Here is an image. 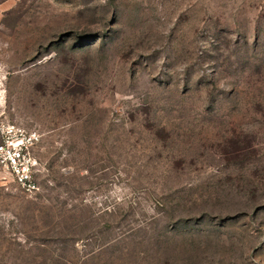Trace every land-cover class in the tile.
Masks as SVG:
<instances>
[{"label":"rangeland","instance_id":"obj_1","mask_svg":"<svg viewBox=\"0 0 264 264\" xmlns=\"http://www.w3.org/2000/svg\"><path fill=\"white\" fill-rule=\"evenodd\" d=\"M0 264H264V0H0Z\"/></svg>","mask_w":264,"mask_h":264},{"label":"built area","instance_id":"obj_2","mask_svg":"<svg viewBox=\"0 0 264 264\" xmlns=\"http://www.w3.org/2000/svg\"><path fill=\"white\" fill-rule=\"evenodd\" d=\"M39 139L36 129L7 123L0 132V166L8 170L18 186L27 193L38 189L34 178L37 161L31 148Z\"/></svg>","mask_w":264,"mask_h":264}]
</instances>
